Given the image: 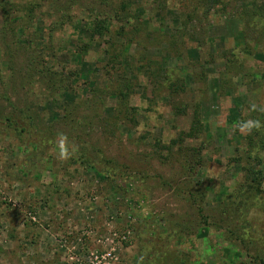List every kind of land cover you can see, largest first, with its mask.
<instances>
[{"label": "rangeland", "instance_id": "374dc122", "mask_svg": "<svg viewBox=\"0 0 264 264\" xmlns=\"http://www.w3.org/2000/svg\"><path fill=\"white\" fill-rule=\"evenodd\" d=\"M10 1L0 264H264V0Z\"/></svg>", "mask_w": 264, "mask_h": 264}, {"label": "trees", "instance_id": "16d2710c", "mask_svg": "<svg viewBox=\"0 0 264 264\" xmlns=\"http://www.w3.org/2000/svg\"><path fill=\"white\" fill-rule=\"evenodd\" d=\"M70 1V0H69ZM71 2V1H70ZM12 3L13 2H11L10 0H0V6H1V8L3 9V10H6V8H5V6H9V7H13V5H12ZM92 7H93V5H91ZM121 7H123V8H125V5L122 3V5L119 7V9L121 8ZM90 10H89V14L91 13V11H92V13L90 14V17H91V20L89 19V24H90V26H86V25H88L87 23H84V29H86V30H90L91 31V33L92 32H95V33H100L102 30H105V29H108L107 28V25H106V22L104 21V17H102V15H101V13L100 12H98V10H95L94 11V9H92V8H90V7H88ZM117 8H118V6H117ZM94 11V12H93ZM29 12L30 13H33L32 12V8H29ZM29 15V14H28ZM45 70H48V73H49V71H51L50 69H48V68H46ZM53 75H55L56 73H54V72H51ZM255 133V135L258 137L257 138V140L264 146V130H260V129H256L255 131H254ZM248 138L250 139V140H252V136H248ZM172 145H175V142H172ZM260 173H261V171H260Z\"/></svg>", "mask_w": 264, "mask_h": 264}, {"label": "clouds", "instance_id": "9594fccd", "mask_svg": "<svg viewBox=\"0 0 264 264\" xmlns=\"http://www.w3.org/2000/svg\"><path fill=\"white\" fill-rule=\"evenodd\" d=\"M259 122H253V121H249L247 125H245V127H252V126H258ZM59 147H60V156L61 158H66L68 156V152L67 149L65 147V143L67 141V137L63 134H60L59 137Z\"/></svg>", "mask_w": 264, "mask_h": 264}]
</instances>
